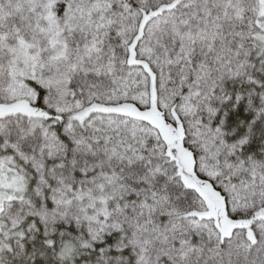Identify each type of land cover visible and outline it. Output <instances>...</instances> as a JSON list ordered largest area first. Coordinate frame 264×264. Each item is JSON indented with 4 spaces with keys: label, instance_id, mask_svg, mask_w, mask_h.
Segmentation results:
<instances>
[{
    "label": "snow or ice",
    "instance_id": "1",
    "mask_svg": "<svg viewBox=\"0 0 264 264\" xmlns=\"http://www.w3.org/2000/svg\"><path fill=\"white\" fill-rule=\"evenodd\" d=\"M0 264H264V0H0Z\"/></svg>",
    "mask_w": 264,
    "mask_h": 264
}]
</instances>
